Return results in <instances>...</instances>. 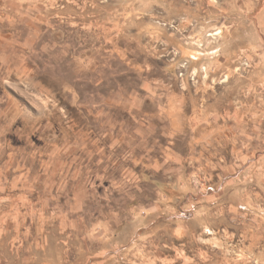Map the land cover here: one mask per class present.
I'll return each instance as SVG.
<instances>
[{
	"label": "rangeland",
	"instance_id": "374dc122",
	"mask_svg": "<svg viewBox=\"0 0 264 264\" xmlns=\"http://www.w3.org/2000/svg\"><path fill=\"white\" fill-rule=\"evenodd\" d=\"M0 264H264V0H0Z\"/></svg>",
	"mask_w": 264,
	"mask_h": 264
}]
</instances>
